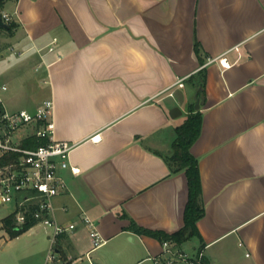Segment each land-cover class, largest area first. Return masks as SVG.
<instances>
[{
    "label": "crops",
    "instance_id": "crops-1",
    "mask_svg": "<svg viewBox=\"0 0 264 264\" xmlns=\"http://www.w3.org/2000/svg\"><path fill=\"white\" fill-rule=\"evenodd\" d=\"M0 13L15 25L0 35L10 112L52 99L56 139L76 145L78 173L62 172L70 191L54 200L57 222L76 228L59 237L54 264L98 251L94 264H169L161 241L129 227L131 219L167 234L184 227L188 179L166 158L202 81V133L191 152L205 215L191 247L211 264H264V0H5ZM18 97L34 107L19 109ZM23 130L14 137L22 146L31 129ZM38 241L25 254L48 264V242Z\"/></svg>",
    "mask_w": 264,
    "mask_h": 264
},
{
    "label": "built area",
    "instance_id": "built-area-1",
    "mask_svg": "<svg viewBox=\"0 0 264 264\" xmlns=\"http://www.w3.org/2000/svg\"><path fill=\"white\" fill-rule=\"evenodd\" d=\"M1 20L9 24L13 21V17L3 13ZM49 50L53 51V47ZM218 60L224 68L231 67L227 58L220 57ZM184 81L185 79L179 80L168 91L176 86L184 87ZM7 89L5 85L0 86V103L5 110L0 117V156L16 153L19 158L0 169V203H10L15 206L16 223L20 227L36 223V225L44 224L47 228H52L50 235L52 249L47 257V263H54L57 260L54 248L57 246L59 237L76 228L75 224L62 225L54 217L55 198L70 191L62 172L71 169L73 173H78V169L70 165V156L76 145L56 139L55 104L52 99L46 101L34 113L26 110L12 113L7 109L2 97ZM169 95L173 96V91ZM25 128L31 129L29 138L36 137L39 141L47 140L48 143L35 148L23 147L16 143L14 137ZM83 220L91 229L94 247H99L102 239L95 223L85 213ZM163 246L166 261L169 264L179 262L203 264L205 256L203 252L191 257L172 242H164ZM152 260L156 264L162 262L161 257H153Z\"/></svg>",
    "mask_w": 264,
    "mask_h": 264
},
{
    "label": "trees",
    "instance_id": "trees-1",
    "mask_svg": "<svg viewBox=\"0 0 264 264\" xmlns=\"http://www.w3.org/2000/svg\"><path fill=\"white\" fill-rule=\"evenodd\" d=\"M4 2L5 0H0V11ZM14 27L15 25L13 23L9 25L8 30L0 26V35L5 31L11 33ZM196 52H199V44L197 43ZM201 61L203 60L201 59ZM199 94H204L206 96L204 81L201 83V90L199 91ZM4 111V106L2 103H0V117ZM190 111L191 114L189 115L188 119L182 125L177 127V138L173 144V151L166 158L174 173L184 171L188 179L189 201L184 215V227L174 234H167L161 231H150L144 229L138 226L132 219L131 225L129 227L130 230L137 234L148 235L158 239L162 242V244L164 242H172L178 246L184 244L195 236H199L200 233L197 223L205 215V207L201 201L203 187L199 160L191 152L193 145L198 141L202 133L203 113L201 110H196L195 108ZM47 143V140L39 141L36 137H32L23 143V147L35 148ZM18 158L19 155L16 153H9L7 155L0 156V169L15 162V160ZM34 225H36V223H30L22 227L18 226L14 213L2 220L3 228L12 237H18L22 233L32 228ZM203 264H211L206 256L203 257Z\"/></svg>",
    "mask_w": 264,
    "mask_h": 264
},
{
    "label": "rangeland",
    "instance_id": "rangeland-1",
    "mask_svg": "<svg viewBox=\"0 0 264 264\" xmlns=\"http://www.w3.org/2000/svg\"><path fill=\"white\" fill-rule=\"evenodd\" d=\"M2 36H0V49L5 47V40H3ZM191 88V87H190ZM6 93V92H5ZM3 93V101L9 111H11V108H9V105L6 102V94ZM35 98V97H34ZM37 98V97H36ZM15 100H17V105L19 109H32L30 105V102L32 99L30 97L28 98H22L18 97ZM197 103H192L189 107V110H192L193 108H196ZM33 111V110H32ZM35 111H33L34 113ZM24 130H21L18 132L19 135L26 134ZM1 199V197H0ZM15 212V206L10 203H0V264H32V262L29 260L27 255L25 254L26 250L31 246L35 245L37 248L41 246L39 244L38 239L40 237H44L48 242V252L47 257L50 254L52 242L50 239H48V235L50 236L52 234V228H47L44 224H38L34 228H31L27 230L26 232L22 233L18 237H12L2 226V220L13 214ZM194 241L190 240L185 244L184 246V253H186L188 256L194 257L197 255L195 250H193L192 243ZM103 250V249H101ZM99 252L89 254L88 256H79V260L77 261L78 264H94V262L97 261V257L99 255ZM54 253L57 257L56 247L54 248ZM58 258V257H57ZM47 262V260H46ZM54 264V263H50ZM147 264H154L153 261ZM178 264H185L183 262H179Z\"/></svg>",
    "mask_w": 264,
    "mask_h": 264
},
{
    "label": "water",
    "instance_id": "water-1",
    "mask_svg": "<svg viewBox=\"0 0 264 264\" xmlns=\"http://www.w3.org/2000/svg\"><path fill=\"white\" fill-rule=\"evenodd\" d=\"M0 26L3 27V28H9V25L7 23H5L3 20L0 19ZM205 102H206V96L204 94L201 95V99L200 101L197 103L196 105V109H200L201 106L205 105ZM182 114V111L176 107L172 112H171V116L173 118H176L178 117L179 115Z\"/></svg>",
    "mask_w": 264,
    "mask_h": 264
}]
</instances>
